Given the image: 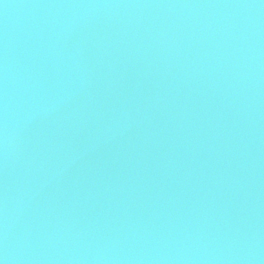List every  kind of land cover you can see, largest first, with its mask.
Here are the masks:
<instances>
[{"label": "water", "instance_id": "water-1", "mask_svg": "<svg viewBox=\"0 0 264 264\" xmlns=\"http://www.w3.org/2000/svg\"><path fill=\"white\" fill-rule=\"evenodd\" d=\"M0 264H264V0H0Z\"/></svg>", "mask_w": 264, "mask_h": 264}]
</instances>
